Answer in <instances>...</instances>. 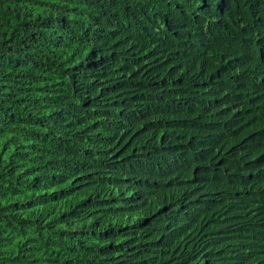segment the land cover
Here are the masks:
<instances>
[{
  "label": "trees",
  "instance_id": "obj_1",
  "mask_svg": "<svg viewBox=\"0 0 264 264\" xmlns=\"http://www.w3.org/2000/svg\"><path fill=\"white\" fill-rule=\"evenodd\" d=\"M0 264H264V0H0Z\"/></svg>",
  "mask_w": 264,
  "mask_h": 264
},
{
  "label": "clouds",
  "instance_id": "obj_2",
  "mask_svg": "<svg viewBox=\"0 0 264 264\" xmlns=\"http://www.w3.org/2000/svg\"><path fill=\"white\" fill-rule=\"evenodd\" d=\"M108 65H109V64H108ZM108 65H104V66L106 67V70L108 69ZM122 74H125V72L122 71V70H120V75L122 76ZM108 87H109V86H108ZM108 87H103V88H101V89H106V88H108ZM117 95H118V93H116V94H114V95H111V96L109 97L108 101H106V102L104 103V106H107L108 108L115 109V110H117L118 106H123V107H125L124 105H121V104L116 103V102L114 101V99L117 97ZM134 127H135V126H134ZM163 208L165 209L164 206H163ZM165 211H166V213L168 214L170 210L165 209Z\"/></svg>",
  "mask_w": 264,
  "mask_h": 264
}]
</instances>
